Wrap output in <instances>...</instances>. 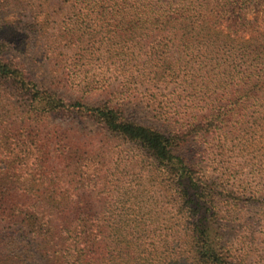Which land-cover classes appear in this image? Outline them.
<instances>
[{"label":"trees","instance_id":"trees-1","mask_svg":"<svg viewBox=\"0 0 264 264\" xmlns=\"http://www.w3.org/2000/svg\"><path fill=\"white\" fill-rule=\"evenodd\" d=\"M30 2L71 51L59 83L141 89L154 122L39 88L0 42V264H264V0H0Z\"/></svg>","mask_w":264,"mask_h":264},{"label":"rangeland","instance_id":"rangeland-1","mask_svg":"<svg viewBox=\"0 0 264 264\" xmlns=\"http://www.w3.org/2000/svg\"><path fill=\"white\" fill-rule=\"evenodd\" d=\"M37 6L38 3L32 2L23 6L17 5V3H0V42L8 43L6 57L19 60L29 80L39 88L55 91L66 102L79 100L88 106H99L105 103L110 104V102L118 103L126 119L141 124H152L154 112L149 107L146 108L147 102L141 89L132 88L133 90H130V93L135 96L133 100V98H127L126 89L117 86V83H111V86L106 90L84 95L67 86L64 87L62 81V84L59 83L60 74L65 72L66 61L72 54L70 50L66 51L61 48L62 45L55 47L58 41L55 39L56 35L53 29L47 30L45 34L39 31L40 24L37 23L33 15ZM42 9L43 11L49 10L45 6ZM54 27L60 31L61 25L57 24L56 27L54 24ZM58 34L59 32H57ZM55 49L57 50L55 51ZM162 94H166V92ZM169 115L172 116V112ZM43 121L51 126L55 125L56 128L66 130L73 138V142L80 148L96 151L101 146L99 127L89 118H80L68 113H53L45 115ZM88 143L90 145L87 147ZM118 147L117 143L111 141L103 148L110 152V156L105 158L106 166L103 167L107 171H111L109 168L113 167ZM122 156L126 158L125 154ZM131 169L132 167L129 168V170ZM32 248L28 253L29 264H40L33 244Z\"/></svg>","mask_w":264,"mask_h":264}]
</instances>
